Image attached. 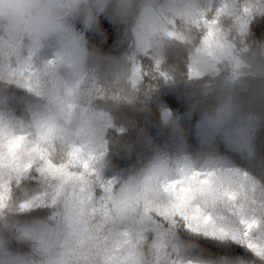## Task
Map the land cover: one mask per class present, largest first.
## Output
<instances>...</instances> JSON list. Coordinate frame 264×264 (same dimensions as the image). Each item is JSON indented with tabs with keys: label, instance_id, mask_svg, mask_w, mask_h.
<instances>
[{
	"label": "clouds",
	"instance_id": "9594fccd",
	"mask_svg": "<svg viewBox=\"0 0 264 264\" xmlns=\"http://www.w3.org/2000/svg\"><path fill=\"white\" fill-rule=\"evenodd\" d=\"M205 17L217 19L212 37ZM105 21L118 37L114 52L92 39H108ZM28 75L41 96L8 82ZM21 94L104 155L114 144L155 147V126L174 150L157 149L150 162H264V0H0V95L9 98L0 109L13 110ZM0 240L5 254L28 251L24 241Z\"/></svg>",
	"mask_w": 264,
	"mask_h": 264
},
{
	"label": "snow or ice",
	"instance_id": "6c2138e0",
	"mask_svg": "<svg viewBox=\"0 0 264 264\" xmlns=\"http://www.w3.org/2000/svg\"><path fill=\"white\" fill-rule=\"evenodd\" d=\"M8 82L42 95L31 75ZM101 149L38 105L0 109V236L28 247L0 264H264V175L188 157L113 175Z\"/></svg>",
	"mask_w": 264,
	"mask_h": 264
},
{
	"label": "trees",
	"instance_id": "16d2710c",
	"mask_svg": "<svg viewBox=\"0 0 264 264\" xmlns=\"http://www.w3.org/2000/svg\"><path fill=\"white\" fill-rule=\"evenodd\" d=\"M105 28L108 31V39L103 40L100 36H93L92 39L94 43L98 44L101 49L105 52H114L117 49L118 37L112 26L105 21ZM168 97L173 101L170 104L177 112H184V104L175 96L173 93H168ZM11 103L15 108L23 110L26 108V102L21 95L15 97ZM9 104V98L4 95H0V106H5ZM143 123V121H140ZM149 133L155 140V147L153 146H142L136 145L129 149L123 144H114L110 146V149L106 150V155L103 156L102 164L104 170L113 175H123L125 173H130L146 166L153 158L154 152L159 149L162 151H172L174 150V145L171 144L169 139L161 133L155 126H149ZM190 146L195 148L197 146L196 138H190ZM258 151L264 155V147L258 145ZM233 162L237 164L242 169L248 170L256 175H264V162L259 159L255 161H249L243 155H233ZM217 256H222L223 253L216 252L210 253ZM239 264V262H238Z\"/></svg>",
	"mask_w": 264,
	"mask_h": 264
}]
</instances>
